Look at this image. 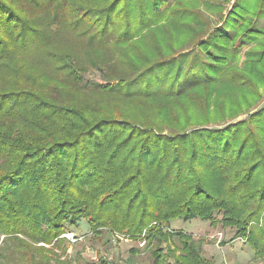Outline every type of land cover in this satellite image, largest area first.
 I'll return each instance as SVG.
<instances>
[{"label": "trees", "instance_id": "trees-1", "mask_svg": "<svg viewBox=\"0 0 264 264\" xmlns=\"http://www.w3.org/2000/svg\"><path fill=\"white\" fill-rule=\"evenodd\" d=\"M229 1L0 0V258L73 264L84 221L212 264L200 219L264 264V0Z\"/></svg>", "mask_w": 264, "mask_h": 264}, {"label": "rangeland", "instance_id": "rangeland-1", "mask_svg": "<svg viewBox=\"0 0 264 264\" xmlns=\"http://www.w3.org/2000/svg\"><path fill=\"white\" fill-rule=\"evenodd\" d=\"M230 1L227 5L228 8L234 2V0ZM169 2H173V0H169ZM260 26L264 27V21L260 22ZM193 80L194 77L185 80L179 87V90L188 87ZM170 229L175 232L191 234L194 239L203 241L202 255L204 258L209 259L212 264H254L249 247L246 246L244 240H233L232 230L222 229L219 225L211 226L207 221L200 219L190 221L176 219L170 222ZM67 233H72L76 241L71 242L67 240L64 237ZM65 234L61 237L65 238L68 242V259L72 263L74 262L73 264L98 262L101 258L107 259L114 264L152 263V259L148 253L139 251L135 255L132 254V251L137 250L136 247H141L142 244L129 241L123 236L110 234H105L103 238L96 240L92 238L89 227L84 221L80 222L76 228L71 229V232H66ZM8 253L9 251H6V257L0 258V264H16L15 256Z\"/></svg>", "mask_w": 264, "mask_h": 264}, {"label": "built area", "instance_id": "built-area-1", "mask_svg": "<svg viewBox=\"0 0 264 264\" xmlns=\"http://www.w3.org/2000/svg\"><path fill=\"white\" fill-rule=\"evenodd\" d=\"M64 237L67 240L71 241V242H75L76 241V239H75V237H74V235L72 233H67V234L64 235ZM225 264H227V263H225Z\"/></svg>", "mask_w": 264, "mask_h": 264}]
</instances>
